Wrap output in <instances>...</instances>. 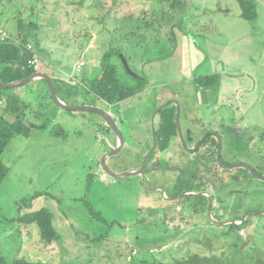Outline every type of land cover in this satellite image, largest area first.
Segmentation results:
<instances>
[{
    "label": "rangeland",
    "instance_id": "1",
    "mask_svg": "<svg viewBox=\"0 0 264 264\" xmlns=\"http://www.w3.org/2000/svg\"><path fill=\"white\" fill-rule=\"evenodd\" d=\"M1 1L0 29L9 33L19 15L40 24V71L49 73L52 67L87 84L100 72L105 54L118 48L122 53L112 61L121 81H133L126 72L128 61L134 74H145L148 79L139 95L122 103L123 113L129 114L136 128L140 119H149L152 125L155 110L170 101L182 111L181 135L187 137L189 129L197 137L183 141L179 131L166 150L147 159L153 147L147 150L126 142L113 152L117 146L113 147L110 135L117 134L113 128L106 130L105 119L95 111L55 114L45 109L41 115L28 114L31 134L11 138L3 153L8 174L0 185V264L1 260L12 264L18 257L47 264H125L127 255L128 259L134 256L133 248L154 249L158 259L169 262L198 251L194 237H202L210 227L216 231L222 228L211 224L208 216L214 223L218 222L214 216L229 218L239 198L247 208L264 213L262 180L255 177L248 181L244 175L233 174L235 179L225 177L228 187L206 192L213 204L208 211L177 213L172 224H190H185L179 235L175 236L174 229L165 233L156 223L140 233L137 224L140 207L170 210L174 184L183 163L200 148L197 142L211 129L224 135L222 125L210 121L212 118L247 128L246 134L250 126L262 128L260 137L243 140L244 144L239 141L222 148L221 141L220 151L217 137L216 158L224 167L237 162L251 164L264 175V6L258 0L254 20L242 17L237 0H191L190 7L177 14V25L148 27L145 39L140 37L137 42H126L123 35L139 22L137 16L146 20L159 16L160 0H83L81 6L65 0ZM156 8L157 16L152 12ZM145 9L151 10L147 16ZM81 60L85 65L78 67ZM34 83L12 89L24 91ZM41 83L45 86L46 82ZM39 87L32 89L34 93ZM73 88L81 102L108 108L84 87ZM157 102L160 105L156 107ZM4 104L3 100L0 105ZM141 109L146 111L139 112ZM117 121L123 137L127 136L123 122ZM56 125L59 132L53 134ZM184 150L191 151L190 155ZM108 153L105 164L113 173L143 168L142 173L110 174L103 163ZM219 182L217 179L216 184ZM41 208L53 215L58 237L52 242L42 237L38 224L19 220ZM243 235L247 239L248 232ZM162 239L168 240L159 245Z\"/></svg>",
    "mask_w": 264,
    "mask_h": 264
},
{
    "label": "trees",
    "instance_id": "2",
    "mask_svg": "<svg viewBox=\"0 0 264 264\" xmlns=\"http://www.w3.org/2000/svg\"><path fill=\"white\" fill-rule=\"evenodd\" d=\"M65 1L78 6H81L83 3V0ZM237 1L241 8L243 18L247 20L257 18V4L255 0ZM1 2L0 0V6L2 5ZM160 3L162 5L161 9L158 10L160 11V15L157 16L156 8L152 10L153 14L157 16L154 19L146 20L142 15L137 16L139 22L136 25H131L128 32L123 35V40L126 42H135L136 39L140 41V37L141 39H145L147 36V30L145 29H148V27L155 26V29L162 25L174 27L178 21L177 14L187 10L190 7L191 0H160ZM149 11L151 10H144V13H146L145 16H147ZM39 28V23L19 15L15 26H13L9 33L2 29L5 33L7 32V37L0 38V83L8 84L17 82L38 72V69L30 66L28 61L32 57L33 51L38 54L42 51L41 38L38 35ZM28 44L33 45V51L27 49ZM121 53L122 51L120 49L111 48L104 56L98 75L85 84L89 92L93 93L97 99L105 102L114 112L119 111L118 108L122 101L136 96L148 84V79L145 74L133 73L129 61L127 63L132 72L125 68L127 74L133 78V81H130V83L121 81L118 74V66L112 61L113 56H120ZM52 81L58 94V82L55 79H52ZM10 89L12 88L4 89L0 87V102L5 101L4 105H0V185L8 174V167L3 161V153L9 141L19 134L25 136L31 134L32 127L30 126L28 114H42L39 107H32L24 101L16 100L11 95H6V91ZM48 96L53 98L51 93H48ZM177 114V105L173 104V102H170L158 111L154 123L156 137L145 148L149 150L154 144L155 146L150 151L147 159L158 150H166L172 140L178 137ZM106 126L109 129L112 128L107 122ZM57 128V125L54 126L51 133L59 132ZM197 144L200 148L207 147V149L200 151V148H198L192 153L195 156L187 160L188 165L186 163L184 165L183 163L184 168H182L180 176L174 184L175 191L173 192L172 198H170V210H152L149 207L139 208L140 216L137 224L140 226V233L145 229H149L151 223H156L158 225L161 224L165 233L169 232L170 229H174V234L177 236L184 232L185 224H190L188 221H184L183 225L182 223L172 224L171 222L177 219L178 214L182 216L184 211H190L192 214L208 211L213 204L212 198L210 199L206 192L210 189L212 192L213 189L219 187H221L219 190L228 187L229 183L224 182L226 175L233 179H235L233 174L237 176L244 175L248 181L256 177L248 168L241 166L235 168L224 167L221 165L218 158H216L218 141L211 132H208L206 137L202 141H198ZM184 152L187 156L191 153L189 150H184ZM236 170H243L245 174H240ZM255 171L257 170L255 169ZM217 179L220 181L218 185L216 184ZM262 182L264 183V180ZM245 204L247 203L243 198H239L234 206V210L232 209L233 215L229 218L225 214H222L220 217L214 216L218 220L217 223L212 222L207 215L211 224L222 228L219 232L215 228L210 227V230L207 229L204 231L202 237H194L192 242L199 246L198 251L166 262L157 258V252L154 249L148 251V249L138 248L136 250L133 248L131 253L134 256L128 259L130 254L127 255L125 264H264V213L247 208ZM227 209V207H224V210ZM19 220L28 224H38L41 235L47 242H52L58 237V233L53 224V215L46 208L27 213L20 217ZM226 221L229 222L224 223ZM236 221H241V223H236ZM243 231L248 232L247 239H245ZM138 240L140 241V234L138 235ZM167 240L162 239L160 240L161 243L158 242V244H164ZM135 253H137L136 257ZM1 262L4 264V260H1ZM12 264L47 263L32 261L25 257H18Z\"/></svg>",
    "mask_w": 264,
    "mask_h": 264
},
{
    "label": "crops",
    "instance_id": "3",
    "mask_svg": "<svg viewBox=\"0 0 264 264\" xmlns=\"http://www.w3.org/2000/svg\"><path fill=\"white\" fill-rule=\"evenodd\" d=\"M259 2L264 6V0H258V3ZM205 9H208V8H205ZM220 9L223 10L224 8H220ZM209 10H212V9H209ZM258 11H259V5L257 6V12ZM262 66L264 67V63L262 64ZM39 69H40V67H38V70ZM38 72H44V73L48 74L52 79H55L58 82V87H59L58 97L64 103H67L70 105H93L91 103L81 102L80 99L75 95V92H74L75 88H73V87H84L87 90L85 82H84L85 80L80 81V79H78V78H74L72 76H67V74H63L62 72L59 73V72H57V70L53 69L52 67L50 68L49 73H47L44 70H42V71L39 70ZM43 80H44L43 78H35V79L30 81V82H35L33 85V88L38 86V85L40 86L38 88L37 93H34V91L32 90L33 88H30L31 89V91H30V89H27V88L25 89V87H23L25 89L24 91H23V89L21 90V88L10 89L9 91H6L5 94L11 95L16 100L24 101L32 107H39L42 112L45 109L53 110L55 114L61 113V112L71 111V110L64 109L53 98H50L48 96V93H49L48 87L49 86L45 80H44L46 82L45 86L42 85V84H44V83H41ZM17 87H19V86H17ZM27 90L30 92V94H28ZM137 95H139V93ZM222 95L223 96L227 95V93L223 92ZM35 96H37L38 98ZM134 97H132L131 99L125 100V101L132 100ZM123 102L124 101H122L120 103V106L118 108L119 109L118 112H114L113 109L109 106H108V108L107 107L103 108V107L96 105V104H95V106L100 107V108L108 111L109 113H111L112 117L115 119L117 124H118L117 119H119L121 122H123V125L127 129L126 130L127 136L124 137L125 143L128 142L130 145L137 144V145L142 146V147L148 146L149 144H151L153 142V138H154L153 127L151 125L150 120L148 119V120L144 121V119L143 120L140 119L138 121L139 126H137V128H136V126L134 125V122H131L129 120V118H128L129 114L123 113V111L125 112V109L122 106ZM226 102H229V101H226ZM103 103H105V102H103ZM133 104H134V102L132 101L131 105H133ZM105 105H107V104L105 103ZM154 105L157 107L160 105V103L157 102ZM222 106L226 107V104H222ZM143 110L146 111L145 109H141L138 111L142 112ZM181 112L182 111L180 108L179 109V124H181ZM136 113L137 112L135 111V114ZM210 121L222 125V127L221 126L220 127H221L222 132L224 133L223 136L221 135L220 130L219 131L215 130V129L210 130V132L214 135V137L216 139H217V137L221 138L222 148H223V145H226L228 147L230 145V143H234V145L235 144L238 145L237 142H239V141H242V143L244 144L245 142L243 140L257 139L258 137H260L258 135V132L262 130L261 127L253 125V126H250L251 129H250L249 133L246 134L245 132H247V128L234 127V126L230 125L229 122H225L224 118H221L220 122H218V119H215V118H212ZM154 123H155V121H154ZM209 123H211V122H209ZM99 124H101V123H99ZM154 126H155V124H154ZM203 126H204L203 128H205L204 124H203ZM105 128L107 131L111 130L106 125H105ZM188 131H189V135L187 137H185L184 134L181 135V131H180L181 136L180 135L179 136L182 138L183 141H186V139H188L191 142V140H193L195 137H197V135L192 133V131L189 129H188ZM201 132H203V130H201ZM123 133L124 132H122V134ZM123 136H124V134H123ZM110 138H111L110 140H111V143L113 144V147H116L118 145V136L117 135H113V136L110 135ZM201 138H202V136H201ZM139 148H141V147H139Z\"/></svg>",
    "mask_w": 264,
    "mask_h": 264
},
{
    "label": "water",
    "instance_id": "4",
    "mask_svg": "<svg viewBox=\"0 0 264 264\" xmlns=\"http://www.w3.org/2000/svg\"><path fill=\"white\" fill-rule=\"evenodd\" d=\"M126 62V61H125ZM126 68L129 69L130 72H132L126 62ZM35 78H43L47 81L48 83V86H49V90H50V93L51 95L53 96L54 100L61 106L63 107L64 109H67V110H71V111H76V110H92V111H95L97 113H99L104 119L105 121L114 129V131L116 132L117 136H118V145L116 147V149L113 151V152H117L119 151L124 143H125V139L123 137V134L117 124V122L113 119L111 113H109L108 111L100 108V107H97L95 105H70V104H67V103H64L63 101H61L58 97V94L56 92V89H55V86L53 84V81H52V78L44 73V72H36L32 75H30L29 77L23 79V80H20V81H17V82H13V83H8V84H3V83H0V87L1 88H4V89H9V88H14V87H17V86H21V85H24V84H27L28 82H30L31 80L35 79ZM170 101L164 103L163 105L159 106L155 112L153 113V116H152V127H153V135L154 137H156V134H155V126H154V121H155V116L156 114L158 113L159 110H161L163 107H165ZM177 120H178V128H179V131H180V124H179V109H178V114H177ZM219 139V151H220V143H221V138L218 137ZM155 146V144H154ZM153 146V148H154ZM153 148L151 150H153ZM150 153V152H149ZM149 153L147 154V156L149 155ZM110 153H108L107 155H105L103 157V163H104V167L106 169V171H108L110 174L116 176V177H124V176H129V175H135V174H140L142 173L143 171V168L139 169V170H130V171H126V172H123V173H120V174H117V173H113L109 167L105 164V158L106 156H108ZM220 156V154L218 153V157ZM237 166H241V167H245V168H248L252 173L255 174L256 177H258L259 179L261 180H264V175H260L258 174L253 168L252 166H250L249 164L247 163H233V164H229V165H226V167H237ZM236 223H241V222H238L236 221Z\"/></svg>",
    "mask_w": 264,
    "mask_h": 264
},
{
    "label": "built area",
    "instance_id": "5",
    "mask_svg": "<svg viewBox=\"0 0 264 264\" xmlns=\"http://www.w3.org/2000/svg\"><path fill=\"white\" fill-rule=\"evenodd\" d=\"M7 37V34L2 30L0 29V38H6ZM27 49L29 50H32L33 51V45L32 44H28L27 45ZM39 62H40V57H39V54L35 51H33L32 53V57L29 59L28 63L30 66H33L35 69H38L39 67ZM85 65V61L84 60H81L79 63H78V67H81ZM3 101H1L0 103H2Z\"/></svg>",
    "mask_w": 264,
    "mask_h": 264
},
{
    "label": "flooded vegetation",
    "instance_id": "6",
    "mask_svg": "<svg viewBox=\"0 0 264 264\" xmlns=\"http://www.w3.org/2000/svg\"><path fill=\"white\" fill-rule=\"evenodd\" d=\"M198 145V144H197Z\"/></svg>",
    "mask_w": 264,
    "mask_h": 264
}]
</instances>
